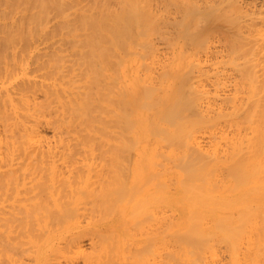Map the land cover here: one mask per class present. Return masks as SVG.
I'll use <instances>...</instances> for the list:
<instances>
[{
  "label": "bare ground",
  "instance_id": "6f19581e",
  "mask_svg": "<svg viewBox=\"0 0 264 264\" xmlns=\"http://www.w3.org/2000/svg\"><path fill=\"white\" fill-rule=\"evenodd\" d=\"M37 1L26 0V6L30 8L36 3L39 4L38 2L40 1L43 12L41 15L42 20L50 7L57 9V11L54 10L52 12L54 15H56L55 12L58 13L56 15L57 18L59 16V19H61L64 16L63 18L67 20L68 17L66 16V18L64 13V0ZM93 1L96 4L95 10L98 12L95 11L91 14L84 11L82 7H78L81 6L80 1L77 3L78 9L80 8L84 12H80L81 15L77 14L79 19L74 13L75 19L72 21L75 25H73L74 32L78 34V31L79 33L83 31L87 37L85 40L76 39L72 32L69 35L72 34L76 39L72 40L74 38L67 35L71 41H74V45L76 43L77 46L78 42L79 46H81L80 42H82V46L85 48L81 49L82 46H75L78 54L76 53L77 56H75L77 58L75 57L73 61L62 64H50L49 62L51 61H42L38 56L27 59L24 56V51L15 47L10 51L12 54L8 51L3 54L4 48L0 46V131L3 130L2 134H4L3 137H0V231H4L2 232L4 235L0 234V236L2 235V239H4L7 238L6 234H10L9 239L6 240L7 243L4 240L6 244H3V252L6 255L8 254L9 256L7 255V257L12 261L13 253L15 254L19 248L26 249L22 247L25 246V243H22L26 240L22 242L20 239L18 240L21 234H18V238L17 235L14 236L16 237L14 240L12 239L14 238L12 233L15 232L16 235L18 230L16 227L19 226L21 229L29 231L31 224L34 225L33 227L39 225L38 222H36L37 224L32 222L40 220L41 217L45 218V215L48 218V212L52 217L51 219L49 216L48 220L50 223L51 220L52 223L57 220L59 214L54 215L56 211L52 209L53 207H50V210L55 211L54 213L50 210L44 211L49 209L51 198L56 203L58 202L56 200L58 194L56 197L54 192H46V195L45 191L47 189L58 188L61 184L64 198L65 193L68 198L72 194L81 197L76 193L81 191L79 186L82 183L78 185V179H86L88 177L85 182L86 186H89V184H93V186L88 187L84 192H86L85 198L87 200L90 199V201L88 202L83 197L86 201H81L74 197L80 200V203L83 201L85 203L88 202L85 208L89 209V203L92 206L95 203V207L97 205L107 207V210L104 207L103 210L106 214L107 212L109 214L111 205L125 204L127 198L133 197V206L130 207L133 211L128 209L125 219L131 224L128 228L132 229L134 226L136 234L125 235L123 239V242H130L131 246L127 247V244L122 245L121 243L115 247L112 246L111 244L114 242L109 243V241H112V236L115 235L113 227H108L113 229L111 232L103 233L104 227H107V222L110 220L108 214L105 216L106 214L103 211L102 216H100L102 213H99V215H97L98 213L94 214L97 216L91 215V217L89 214L87 216V213L94 212L95 207L90 206L92 210L90 211V208L89 212L88 210L86 212V210L83 211L84 209H82L85 203L83 202L82 205L78 204L79 201H76L79 206L82 205V207L78 208L77 214L75 212L77 211V206L74 208L73 204L70 203L71 200V202H74L73 197H70L69 200L66 199L69 204L66 201L62 202L64 198L60 197V187V190L58 189L60 192L57 189L56 191L62 199L61 202L65 203L62 205L65 206L67 204L70 206L71 204L73 206L72 209L71 207H68L69 209L65 208L69 212L70 210H76L74 211L75 213L72 211V213L68 211L66 213V210L62 207L55 208L57 211L59 210L58 212L64 209L63 212L67 215L75 214L79 218V210L82 209L81 212L83 211L84 214L83 212L81 214L85 218L91 217L90 221L98 216L99 219H95L96 221L100 220V218L102 219L103 216L104 218L109 217L105 218L106 220L108 219L107 222L105 220L106 223L103 222L106 225H102V222L95 225V221L92 222L94 224H89L92 226L89 231H94V234L96 232L99 234L98 236H101L99 238H101L102 243H97L101 247L96 255L94 253L91 256L89 252L86 253L83 249L84 244L81 245L80 241L84 234L77 235L78 237L74 236L71 239L66 238V244L69 243L70 247L75 245L73 248H68L69 246L63 243L61 244L62 246H59L57 241H59L58 238L60 236L56 237L57 234H55V237L51 235V228L55 224L52 226V223H49L50 226L46 225H48L47 228L51 227L50 230H48L49 228L47 229L50 233L44 243H38V240L33 235L30 236L29 240L27 239L30 242L29 246L35 243L38 247L37 257L35 258L37 259V264H62V261L55 262L54 259H59L61 254L65 256L61 250L63 246L66 250L72 249L73 251L74 248L75 250L78 248L79 250H77L80 251V255L77 254L78 252L76 253L77 256L71 257L72 255H69L72 259L66 256L63 257L70 259L68 261L71 264H77V257L83 254L84 257L82 256L81 259L82 261L85 260L87 264H155L157 261L159 264H173L174 262L178 264H223L222 257L225 252L229 253V264H264V79H260L264 78V75L262 77L259 69H264V60L259 58L258 53L249 51L248 57L254 56L253 58L250 57L251 59L248 58L250 59L248 62L252 63L243 67L245 65L243 62L237 74L235 73L237 77L242 78L244 83L247 80L248 83L250 81V90L245 86L247 83L244 86L248 91H251L252 87L254 95L251 96L249 92L248 96L250 97H248L247 91L244 94L248 99H242L244 94L242 93L241 95L239 86L242 87L244 83L241 80L239 81L241 82L240 85L233 78L232 86L235 87L236 85V88L238 86V90H236L237 92L240 90L238 96L241 95V98L237 96L240 98L237 99L236 95L233 96L237 92H232L235 88L231 89L233 97L229 94V97H231L229 99L227 94L226 99H228V102L231 100L233 102L231 104L228 103L229 105L226 102V107L222 104V108H219L220 110L216 112L214 119H206V115L201 113L200 110L199 112L196 111V105H198V102L200 103L201 96L196 93L197 90L195 88L196 91H194L193 87L191 90L195 93L190 91L192 85L187 86L188 83L189 85L191 83L188 82L190 80L189 76L187 78L181 76L180 78L182 79L171 77L174 82L169 81V84L167 83L165 88L170 90L166 93L161 94L156 87H153L150 92L149 86L142 83L136 71L128 74L131 70L126 63L122 62L117 66L111 63L113 58L108 59L112 54L109 46L115 42H124L119 44H125L126 46L128 39L130 44V39L136 40L141 35H146L147 37L148 35H154V37H149L150 39L152 38L151 40L142 36L145 39L147 38L146 41L142 39V41H145V46H148V42L149 45L151 44L150 46L154 45L156 40L166 36L170 27L175 26V22H178L176 19L179 16L182 17L180 18L183 24L180 22L181 19L179 22L180 25L182 24L180 28L183 27V35L193 48L199 51L206 49L213 38L216 40L222 38L226 43L230 35H227L226 31H220L221 29L216 26L219 28L221 26L215 22L213 24L218 30L214 31V29H211L214 26H209L213 20L211 18L217 19V23L221 20L225 21V26L229 24L230 22L227 23L229 17L238 8L235 0ZM50 12L51 10L48 12L49 14H46V17H50L52 14ZM216 12L219 15L214 14ZM29 17L32 16L30 15ZM46 17L44 18L47 19L48 17ZM207 17L211 21H208ZM63 18L62 21L64 20ZM219 19L221 20L218 21ZM238 19L236 20L238 24L234 20L230 19V21H233L235 31L241 32V29H244L246 25L243 27L241 20L238 22ZM66 20L63 21L64 23L59 22L65 25ZM204 20L208 21V24L205 25L206 27L200 28V24ZM30 21L28 22L32 25L34 21ZM223 22L221 21V23ZM69 25L72 26V23ZM164 25L167 27L165 30L163 28ZM176 25L179 24L177 23ZM59 26L61 27V25ZM65 26H68V24ZM78 26L82 27V29L80 28L82 31H80ZM225 26L223 27L222 24L223 28L227 27ZM30 28L33 29L32 26ZM66 28L64 29L66 30ZM64 29L62 31H65ZM69 30L71 32V29ZM88 30H91L92 34ZM230 30L228 31L229 33ZM257 31L264 40V28H258ZM31 32L29 31V34ZM234 34H237V32ZM235 36L238 38L241 34L239 36L234 35L232 39L230 38V41H233V43L237 42V44L226 43L227 46L231 44L228 47L231 52L227 55L230 57L233 52H240V50L234 48L238 46V49H243L245 47L244 37L241 36V39L238 38L239 40H236ZM36 40L37 37L35 39L37 43ZM59 42L63 41L60 40ZM182 42L178 45H184V40ZM116 43L113 45H116ZM241 43L244 46H241ZM63 44L61 46L58 45L60 46L58 50L65 52V49H63L65 46L62 47ZM71 44L73 45V43ZM131 44L133 45L132 42ZM127 47L125 48L126 50L129 49ZM259 47L261 48V44ZM77 48L81 49L80 52H78ZM121 48L124 49L122 46ZM3 60L4 62H2ZM200 72L202 74L206 73L203 69ZM30 73H34V77H31ZM236 76L235 78H237ZM231 78L225 81L229 82L232 80ZM175 80L178 81V84L176 83L177 86L174 84ZM219 80L221 82L223 79ZM116 82L119 84L117 91L114 90ZM229 83L220 84L221 86L223 85L222 88L226 87L227 89L229 86L226 85ZM257 83H260L259 86ZM220 84L217 83L216 85L220 86ZM243 87L242 89H244ZM218 90L217 93H219ZM244 92L246 91L244 90ZM216 96L218 97V95ZM223 123L227 128L230 126V129L234 127L233 125H237L238 130L240 129L239 126H244V128L241 127V130L246 129L245 123H248L253 126L250 130H255L256 132L254 131L253 136L250 134L251 138L247 137V129L245 134L242 131L229 136L230 134H225L228 132H224L227 128L223 127L224 133L221 132L224 134L223 141L228 144L225 146L226 148L229 147V149H226V154L222 156L220 143L223 142L222 138L220 137V141L217 137L218 143L213 146L214 148L210 149L211 146L209 145V148L205 149L200 140L201 138L199 139L198 131H200L199 134L202 129L205 130L202 134H208L206 129L218 131L217 127L222 128L220 124ZM45 128L55 129L54 131L57 134L55 143L51 141V143L49 141L44 143L42 129ZM238 130L235 132L240 131ZM214 131L212 132L213 134ZM212 133L210 134L212 135ZM255 133L256 137L254 136ZM147 136H153L157 144L150 146L148 141V152L145 155L139 147L135 150V146L141 143L138 141H142ZM46 140H49V138ZM208 141L210 142L209 138ZM214 143L212 141V144ZM80 144H82L81 148L78 147ZM162 144H167V150L164 149L165 147ZM160 145L164 151H160ZM133 154L136 156H133ZM137 156L141 161L144 159L149 161L151 168H147L148 163L141 162ZM79 157L83 161H78ZM91 159L101 161L99 164L96 162L98 165L95 162L94 164L93 161L92 163H85V161L87 162ZM60 161L62 162V167L63 164L67 167L66 170L64 169L65 171L61 168L62 177L60 173V176L58 175V163ZM169 161L176 163L174 166L177 168H175L176 170L168 164ZM141 166L142 173L149 176H143L139 182L138 173ZM166 166L171 171L165 170ZM206 170L209 172H206ZM124 173L128 174L129 178H124ZM90 174L97 176V179L99 177L100 181L94 179V176H89ZM89 177L93 178L94 181H98L100 187H96L99 183L93 182ZM54 178L60 179L58 180L59 182L57 181L59 185ZM168 179L173 180L170 183L173 193L170 188L166 189L163 185L164 180ZM73 183L74 185L77 184L79 190H75L77 186L75 188ZM55 184H57L56 187H54ZM63 185L65 186L63 187ZM66 185H69V187L73 186L72 188H74L73 191L75 190V192L72 193L71 191V194L70 189L68 191V186L66 187ZM86 186L84 187L86 188ZM152 186L156 193H151L150 196L161 195L158 197L164 204L170 201L168 195H173L171 202L176 206L178 212L177 220H174L168 214L166 205L158 202L157 197L149 198V200L140 197V192L143 188ZM93 187V190L89 189ZM133 191H135L134 194ZM68 192L71 194L70 196ZM82 192L81 194L84 193ZM87 194L90 198H88ZM92 196L95 200H93ZM51 206L53 205L51 204ZM100 210L102 211V209ZM41 212L46 213L42 214ZM145 214L148 216L147 219L151 220L145 219ZM83 216L82 218H84ZM133 216L135 219H133ZM78 218L74 221L80 219ZM41 220L43 221L44 219ZM86 220L88 221V219ZM145 220L149 221V223H145ZM59 221L61 222L60 219ZM65 223L68 222H63V224ZM57 224L56 226H61L60 223ZM40 225L38 228L36 227L39 230ZM80 225L82 224L80 223ZM100 225L104 227L102 228ZM41 226L43 227L44 225ZM66 226L68 224L63 225V230L65 231L67 229ZM76 226H79V223L78 225L76 223ZM116 227L118 228V226ZM36 228L34 229L36 230ZM128 228L124 230H128ZM148 228L151 229L147 230ZM41 229L43 231V228ZM59 229L53 228L52 231L55 232ZM84 229L79 231H84ZM110 229L108 230L110 231ZM46 233L41 234L44 240L46 237L44 234ZM169 234L170 239L168 237ZM65 235H61L60 239H64ZM95 236L97 235L95 234ZM2 239L0 237V240ZM40 240L42 241L41 238ZM170 241L173 242L175 247L170 244ZM116 242H122V239L118 238ZM26 243L28 244V242ZM33 247L32 249H34ZM59 247L61 248L59 249ZM223 247L226 248V251L223 250ZM82 249L83 252H81ZM60 250L62 252L58 254ZM52 251L54 253L50 254ZM56 253L58 256L52 257ZM19 255H22V253ZM66 255L68 256V254ZM18 257H24V255ZM21 261L25 262L23 259ZM23 262L21 264H27V262ZM0 264H3V262H0ZM65 264H68V262Z\"/></svg>",
  "mask_w": 264,
  "mask_h": 264
},
{
  "label": "rangeland",
  "instance_id": "374dc122",
  "mask_svg": "<svg viewBox=\"0 0 264 264\" xmlns=\"http://www.w3.org/2000/svg\"><path fill=\"white\" fill-rule=\"evenodd\" d=\"M36 1V0H35ZM39 1V0H38ZM37 1V2H38ZM78 1H80L81 2V6H78V7H82V9H84V11H86L87 13L89 12L90 14L91 13H93V12H95V11H97V10H95L96 9V4H95V1H93V0H64V2H65V6H64V13H65V17L67 18V20L65 19V18H63L64 16H62V18L64 19V20H66V22H65V25H67L68 24V26H65V25H63V24H61L59 21H61V22H63L62 21V18L61 19H59L60 17L58 16V18H57V16L56 15H58V13L57 12H55L56 13V15H54V13H52V12H54V10L55 11H57V9H54V8H52V7H50V9H49V11L51 10V12H50V17L49 16H47L46 17V14H49L48 12L45 14V16L44 17H46L47 19H45L44 17H43V20L41 19V15H42V8H41V2L39 1L38 3L39 4H37L36 2V5H34V6H32V7H28V6H26L27 4H26V0H0V46L1 47H3L4 48V51H3V54H5L7 51L9 52V53H11L10 51L12 50V48L13 47H15V48H17V49H19V50H21V51H24V56L27 58V59H32V58H35L36 56H38V57H40L41 59H42V61L44 60V61H51V62H49L50 64H55V63H57V64H62V63H68V62H70V61H73V59H75V57L77 56L76 55V47L78 46V47H81L82 46V42H80V44H81V46H79V44H78V42L77 41H75V42H77V46H76V43H75V45H74V41H71L70 40V37L69 36H71V37H73L74 38V36H72V34H74L75 36H76V39L77 38H80L81 40H85L86 39V37H87V35H86V33H84L81 29H82V27H79L78 26V28L80 29V31H82V32H80L79 33V31L77 32L78 34H76V32H74V27H73V25H74V22H72L74 19H75V14H76V16H78V15H81L80 14V12H84L82 9H78V7H77V3H78ZM93 1V2H92ZM201 2V1H200ZM235 2H236V5L238 6V8H237V10H234V12H233V14L231 15V17H229V21L227 22V23H231V25H230V23L229 24H227L226 26L224 25V23H226L225 21L223 22V20H221V19H219L218 21H222L223 23H221V21L219 22V23H217V19H215V18H211V20H212V22H210V26L209 27H213L215 24H213L214 22L217 24V25H219V26H221V28H219L218 26H216L218 29H221L220 31H226L228 34L227 35H230V36H228V38L227 39H229L227 42L228 43H230V42H232L231 44H234V43H236L237 44V42H234L233 43V41H230L231 39H232V37H234V35H237V36H239L240 34H241V36L242 37H244L243 39H244V42H245V47L243 48V49H238L237 47L236 48H234V49H237V50H240V52L239 51H237V52H233L232 53V55H231V57L230 56H227V55H229V52H231L230 50H229V46H231V44L229 45L228 44V46H227V42L225 43L224 41L225 40H223L222 38H220V39H218V40H216V39H212L210 42H209V44H208V47L206 48V49H203V50H201V51H199V50H197V49H195V48H193L192 47V45H189V41L188 40H186L185 39V36L183 35V27H181L180 28V26L183 24V22H182V17L181 16H179V18L178 19H176V20H178V22L176 21V20H174V21H176L175 23L177 24H179V25H176L175 24V26H172V27H170L169 28V32L166 34V36L165 37H162V39H158V40H156V42H155V44L154 45H152V46H150L149 45V42L147 43L148 44V46H145V41L147 40V38H148V40L150 39L149 37H154V35L152 36V35H148V37L145 35V36H143V35H141V37L143 36V37H147L146 39L145 38H141V37H139V38H137L136 40L135 39H130V44H131V42L133 43V45L131 44H129L128 43V40L125 42L126 43V46H125V44H119V43H124V42H115L116 43V45H113V44H115V43H112V44H110V50H111V53L113 54H111L109 57H108V59L109 58H113L112 59V64H115V65H117L118 66V64H120V63H122V62H124V63H126V65L127 66H129V69L131 70V71H129L128 72V74H130V73H133L134 71H136L137 72V74H138V77H139V79L142 81V83H145L146 85H148L149 86V88H150V92L152 91V88L153 87H156L159 91H160V93L161 94H163V93H166L168 90H170V89H167V88H165L166 86H167V83L169 84V81H173L174 82V79L175 78H180L181 76L183 77V76H185V77H183V78H187L188 76L190 77V80L188 81V82H191L190 83V85H189V83L187 84V86H191L190 87V91H192V92H194V91H196L197 90V92L196 93H198L200 96H201V98H200V103L198 102V105H196L197 107H196V111L197 112H199V110L201 111V113H203L204 115H206L205 117H207L206 119H214V117H215V114H216V112L217 111H219L221 108H222V106L224 105H226L225 103L227 102V105H229V104H231L232 102H233V100H229L230 102H228V99H226V95L228 94V98L230 99L231 97H233V96H235L236 95V97L239 95V91L237 92V88H238V86H237V88H236V85H235V87L234 86H232V82H234V79L236 80V83H237V81H238V84H240L241 82H239V81H241L242 80V78L240 79L239 77H237L236 76V74H237V72H238V69H240L241 68V66H242V64H243V62H244V64L245 65H243V67L244 66H246V64L248 65V64H251L252 62H248L251 58L250 57H254V56H249L248 57V53H249V51L250 52H255V53H258V56H259V58H261L262 60H264V40L262 39V37L260 36V34H259V32L257 31V29L258 28H264V0H235ZM72 7V8H71ZM53 10V11H52ZM81 10V11H80ZM79 12V13H78ZM98 12V11H97ZM222 12V11H221ZM221 12H219V13H221ZM75 13V14H74ZM88 13V14H89ZM32 16V17H29L30 15ZM36 14V15H35ZM78 14V15H77ZM213 14V13H212ZM214 14H217V15H219L218 14V12H216V13H214ZM64 15V14H63ZM181 17V18H180ZM240 17V19H238ZM29 18H30V20H29ZM35 20H34V19ZM77 18V17H76ZM71 21L70 23H69V20ZM78 19H79V16H78ZM77 19V20H78ZM181 19V21L180 22H182V24L180 25V22H179V20ZM207 19H208V17H207ZM207 19H205V20H207ZM215 19V20H214ZM230 19L231 20H234V21H236L237 19H238V22H239V20H241V25L244 27V25H246V27L243 29H241V32H239V31H235V27L233 26V21H230ZM203 21L201 24H200V28H204V27H206L205 25H207L208 24V21H211L210 19H208V21ZM28 21H30V22H32V21H34L33 23H32V25H31V23H29ZM64 23V22H63ZM72 23V26L71 25H69V24H71ZM236 23H237V21H236ZM213 24V25H212ZM222 24H223V27L225 26L226 28H228V29H226V28H223L222 27ZM238 24V23H237ZM59 25H61V27L59 26ZM62 25H63V27H62ZM229 25H230V27H229ZM32 26V28L33 29H31L30 27ZM75 26V25H74ZM77 26V25H76ZM240 26V25H239ZM68 28V30L69 29H71V32H70V30H69V32H68V30H67V28ZM208 27V26H207ZM215 26L213 27V28H211V29H214V31L217 29ZM64 28H66V30L64 29ZM73 28V29H72ZM163 28H164V30L165 29H167V27L164 25L163 26ZM31 29V30H30ZM65 30V31H62V30ZM217 29V30H218ZM224 29V30H223ZM226 29V30H225ZM231 29V30H230ZM84 30V29H83ZM86 30V29H85ZM230 30V33H232V32H234V33H236L237 32V34H230L228 31ZM29 31L31 32L30 34H29ZM68 33H67V32ZM87 31V30H86ZM85 31V32H86ZM89 31V30H88ZM66 32V33H65ZM73 32V33H72ZM90 32V34H92L91 33V30L89 31ZM182 34H181V33ZM69 33H72L71 35H69ZM238 33H240V34H238ZM65 34V35H64ZM89 34V35H90ZM34 35V36H33ZM35 35H36V37H37V43L35 42V39H36V37H35ZM67 35H69V36H67ZM224 36H226L225 34H223ZM232 35V36H231ZM41 36V37H40ZM216 36H218V35H216ZM240 36V37H241ZM33 37V38H32ZM39 37V38H38ZM64 37V38H63ZM218 37H220V36H218ZM240 37H238V38H240ZM241 37V38H242ZM35 38V39H34ZM231 38V39H230ZM235 38H236V36H235ZM238 38H236V40H239ZM240 38V39H241ZM258 38V39H257ZM75 38L74 39H72V40H76ZM140 39V40H139ZM142 39H145V41L143 40L142 41ZM152 39V38H151ZM150 39V40H151ZM243 39H242V41H243ZM63 41V42H59V41ZM81 40H79V41H81ZM184 40V45H178L179 43H183L182 41ZM233 40H234V38H233ZM235 40V41H236ZM134 41H136V43H134ZM141 41V43H144V44H141V43H139ZM180 41V42H179ZM185 42H186V45H185ZM239 42V41H238ZM243 42V43H244ZM12 43V44H11ZM56 43V44H55ZM62 43H64V44H66V45H64L63 44V46L62 47H64L65 46V48H63V49H65V52L64 51H61V50H58L59 48L58 47H60L61 46V44ZM71 43H73V45L71 44ZM243 43H241V46H244L243 45ZM15 46H14V45ZM146 44V45H147ZM240 44V43H239ZM238 44V45H239ZM261 44V48L259 47V45ZM13 45V46H12ZM58 45H60V46H58ZM127 45H129L128 47H129V49H125L126 47H127ZM235 45V44H234ZM76 46V47H75ZM121 46L122 47H124V49H122L121 48ZM61 47V48H62ZM83 47V48H82ZM81 47V49H85L84 48V46H82ZM127 47V48H128ZM60 48V49H61ZM62 49V50H63ZM78 50V52H80V50L81 49H79V48H77ZM59 51V52H58ZM62 53H61V52ZM75 51V52H74ZM75 53V54H74ZM12 54V53H11ZM78 54V53H77ZM76 55V56H75ZM7 58H9V57H7ZM77 58V57H76ZM248 58H250V59H248ZM255 59H256V57H255ZM2 62H4V60L2 61ZM183 62V63H182ZM34 67V66H33ZM32 67V68H33ZM205 70L206 71V73L204 74H202L201 72H200V70ZM261 71H260V74L262 75V77H263V73H264V69H262V68H259ZM152 70V71H151ZM262 71H263V73H262ZM236 73V74H235ZM175 74V75H174ZM30 76L31 77H34V73H30ZM231 76H232V78H231ZM235 76L237 77V78H235ZM171 77H175L173 80L171 79ZM218 77H220V78H218ZM261 77V76H260ZM218 78V79H217ZM229 78H231L232 80L231 81H229L230 83H231V85H230V83L228 82V81H225V80H230ZM234 78V79H233ZM125 79H128V78H125ZM180 79H182V78H180ZM219 79H223V80H221V82H220V80ZM260 79H264V78H260ZM176 80H179V79H176ZM175 80V85L177 86V84H178V81H176ZM218 80V81H217ZM244 80H247V79H244ZM128 81V80H127ZM225 83V82H227V83H229L228 85H226V86H231L230 88H229V90H227L226 89V87H223L222 88V86H221V84L220 83H222V84H224L223 82ZM243 81V80H242ZM248 81V80H247ZM245 82L244 83V81H243V85H242V87L245 85L247 88H248V90H250L249 89V84H250V81H249V83L248 82ZM177 83V84H176ZM218 83V84H220V86L219 85H216V84ZM235 83V84H236ZM258 84V83H257ZM260 84V83H259ZM259 84H258V86H259ZM118 83L116 82L115 83V87H114V90L115 91H117L119 88H118ZM241 85V84H240ZM217 86V87H216ZM225 86V85H224ZM243 87L244 89H242V87L241 86H239L240 88L239 89H241V91H240V93H241V95H242V93L244 94V93H247V91L248 90H246L245 88L246 87ZM193 87V89H194V91L193 90H191V88ZM220 87V88H219ZM218 88H219V90H218ZM225 88V89H224ZM233 88H235L234 89V91H232V92H237V93H235L233 96L231 95L232 94V92L230 91L231 89L233 90ZM189 89V88H188ZM237 89V90H236ZM217 90H218V92L219 93H217ZM242 90H243V92H242ZM244 90L246 91V92H244ZM131 91V90H130ZM226 91H228V92H231V93H228V92H226ZM249 92H250V95L252 96V95H254L253 94V90H252V87H251V91H248V93H247V96H248V94H249ZM195 93V92H194ZM229 94L231 95V97H229ZM216 95H218V97L216 96ZM221 95V96H220ZM240 95V96H241ZM256 95V94H255ZM153 96V95H152ZM240 96H238V97H240ZM244 96V97H243ZM247 96H245V94L244 95H242V99H244V98H246V100L248 99L247 98ZM237 97V99H240V98H238ZM248 97H250V96H248ZM224 98H225V100H224ZM229 103V104H228ZM223 104V105H222ZM226 105V106H227ZM225 106V107H226ZM220 108V109H219ZM196 115H198V114H196ZM208 121H210V120H208ZM242 124V123H241ZM246 125H245V128L247 129V131L249 132V135H248V132L247 131H245L246 129H243V130H241V127H243L244 128V126H239L240 127V131L238 130V128L236 127L237 125H233L234 127H231V129H230V126L227 128V126L225 127V125H224V123L223 124H220L221 125V127L222 128H220L219 126L217 127V129H218V131L216 130V131H214V129L212 130V131H210L209 129H206V133H208V134H205V133H203L204 134V136H203V134H202V132H204L205 130L204 129H202V131H201V133L199 134V132L200 131H198V135H199V139L201 140V142H202V144L204 145V148L205 149H208L209 148V145L211 146L210 147V149L211 148H214L213 146H215V144L216 143H218L217 141V137H218V139L220 140L221 138V140L223 141L224 140V134H222V133H224V132H228V133H225V134H230L229 136H231V134H238V133H240V132H242L243 131V133L245 134L246 132H247V137H249V138H251L252 136H253V134H254V131H251L250 129H252L251 127H253L252 125H249L248 123H245ZM224 125V126H223ZM239 125V124H238ZM227 128V129H225L226 131H224L223 132V130H224V128ZM214 128H216V127H214ZM236 129V130H235ZM55 129L53 128H45V129H42V133L45 135H43V141H44V143L46 142V143H48L47 141H51L52 143H55V138L57 139V134H56V131H54ZM208 130V131H207ZM239 131V132H235V131ZM209 131H210V133H212L213 131H214V134L212 133V135H214L215 136V139H214V136H212L210 133H209ZM230 131V132H229ZM250 131H251V133H250ZM1 133V135H0V137H3L4 136V134H2L3 133V130H1L0 131ZM219 132V134H221V135H223V136H220L219 134V136L217 135V133ZM222 132V133H221ZM256 132V131H255ZM55 134H56V136H55ZM250 134H252V136L250 137ZM212 137V138H210V137ZM255 137H256V133H255V135H254ZM221 137V138H220ZM47 138H49V140H46ZM208 138L210 139V142H211V144H210V142L208 141ZM254 138V137H253ZM252 138V139H253ZM45 139V140H44ZM146 139V140H145ZM255 139V138H254ZM220 140V141H221ZM148 141H149V144H150V146H153V145H155V143H156V140H155V138L153 137V136H147V137H145V138H143V140L142 141H138V142H141V143H139L138 145H136L135 146V150L137 149V147H139L140 149H142V151L145 153V155L147 154V152H148ZM212 141H213V143L214 144H212ZM50 142V143H51ZM153 143L152 145H151V143ZM224 142V141H223ZM223 142H220L221 143V146H222V151H221V154H223L222 156H224L225 154H226V149L228 150L229 149V147L228 148H226V146L225 145H228V144H225V142H224V144H223ZM207 143H209V144H207ZM157 144V143H156ZM223 144V145H222ZM163 145V147H165L164 149H166L167 148V144H162ZM165 145V146H164ZM84 146V145H83ZM225 148H224V147ZM79 148H81L82 147V144H80L79 146H78ZM160 151H164V149H162L163 147L160 145ZM245 147L247 148V146H246V144H245ZM167 150V149H166ZM224 150V151H223ZM225 152V153H224ZM133 156H136V155H134L133 154ZM137 158L140 160V158L137 156ZM82 158L81 157H79V159H78V161L79 160H81ZM98 159V158H97ZM132 159H134V158H132ZM81 161H83V160H81ZM89 161V162H88ZM87 162L85 161V163H92V161H93V163L95 162H97L98 164H99V162L101 161V160H98V161H94V160H88ZM141 161V160H140ZM153 161V160H152ZM141 162H144V163H148V167L147 168H151V163L149 162V161H147L146 159H144L143 161H141ZM169 162H172V163H169ZM168 162V164L173 168V169H175L176 167H174L175 165H176V163L174 164V161H169ZM82 163V162H81ZM84 163V162H83ZM82 163V164H83ZM84 163V164H85ZM94 163V164H95ZM96 163V165H98ZM127 164H129L128 162H127ZM174 164V165H173ZM58 165H59V170H58V175H59V173H60V170H66V165L64 166V164H63V167H62V162L60 161L59 163H58ZM91 165H93V164H91ZM83 167H84V165H82ZM94 166V165H93ZM96 167V166H95ZM62 168V169H61ZM142 169V166H141V168H140V170H139V173H138V178H139V182L141 181V179H142V177L143 176H149L148 174L147 175H144V173H142L143 172V170H141ZM177 169V168H176ZM175 169V170H176ZM64 170V171H65ZM95 170V169H94ZM165 170H167V171H171L169 168H168V166H166V168H165ZM63 171V172H64ZM96 171V170H95ZM179 171H181L180 169H179ZM206 172H209L208 170H206ZM92 173H93V171H92ZM62 174V171H61V173H60V175ZM94 174V173H93ZM93 174H90L89 176H94ZM97 175H98V173H96ZM125 174V176H124V178H129V175L128 174H126V173H124ZM59 175V176H60ZM86 175H87V173H86ZM57 176V175H56ZM99 176V175H98ZM61 177H62V175H61ZM86 177V176H85ZM57 178V177H56ZM56 178H54L55 180H56V183H57V181L58 180H60V179H62V178H60V177H58V178H60V179H56ZM87 178L88 177H86V179L85 178H82V179H84V180H82V179H78V185H80L81 183V186H79V188L81 189V191L79 192H76L77 193V195L78 196H81V197H77L75 194L73 195L72 193L73 192H75V190H79V188H78V186H77V184L76 185H74V183H75V181H74V183H73V186H75V188H76V186H77V188L73 191V189L74 188H72L71 186L69 187V185H66V187H67V189H68V191H69V189H70V193H71V191H72V196H70L71 194L68 192V195L72 198H74V197H76V198H78V199H80L81 201L82 200H84V201H86L87 199L85 198L86 196V192H84V191H86V189H88V187H91V186H93V184H89V186H86V184H85V182H86V180H87ZM90 179H91V177H89ZM94 179H96V180H99L100 178L98 177V179H97V176H94L93 177ZM91 179V180H93V182H98V181H94V179ZM89 179V180H90ZM54 180V181H55ZM75 180H77V179H75ZM83 181H84V184H83ZM100 181V180H99ZM171 181H173V180H170V179H168V180H164V182H163V185H164V187L166 188V189H168V188H170L171 189V191H172V193H173V190H172V188L170 187V183H171ZM59 182V181H58ZM92 182V183H93ZM53 183H55V182H53ZM77 183V182H76ZM88 183V182H87ZM89 183H91V182H89ZM99 183V182H98ZM58 184V183H57ZM57 184H55L54 185V187H56V185ZM59 185V184H58ZM94 185H95V183H94ZM62 185L60 184V187H61ZM65 185H63V187H64ZM84 186H86V188L84 187ZM100 187V183L96 186V187ZM60 187H58V188H51L52 190H49V189H47L46 191H45V194L47 195V193L46 192H54V195L57 197V194H58V197L56 198V200H58V202L56 203L55 201H54V199L53 198H51V202H50V205H49V209H45L44 207L46 206H44L43 208L45 209L44 211H48V210H50V207L53 209V210H55V211H53L52 209L50 210L52 213H54L55 212V214L54 215H57V213L59 214L58 215V218L61 220V222L59 221V219L57 218V220L56 221H58L60 224H61V226L59 225V226H56V224L58 223H56V221L55 222H53L52 223V220H51V223H50V221L48 220L49 219V216L51 217V214L48 212L47 213V215H48V218H47V216L45 215V218L43 217H41V219H44L43 221L40 219V220H35V221H33L32 223H36V222H38V224L40 225H44L43 227L40 225V230L39 229H37L38 228V226L39 225H36L35 227H33L34 225L33 224H31V228H30V230L28 231V230H26V229H21L19 226L18 227H16V229L18 228V230L16 231V235H15V232L14 233H12L13 234V237L14 236H17L18 234L20 235V237L21 236H23L22 238H20L19 237V235L17 236V238H18V240L20 239V241L22 242V241H25V242H23L22 244H24L25 246H22V247H24V248H26V249H20L21 250V252H19L20 250L18 249V251L14 254L13 253V255H12V261L10 260V258H8L7 257V255L3 252V249H4V246H3V244H6L7 243V239H9L8 237L10 236V234H6L7 236V238H4V239H2V235L0 236L1 237V239L2 240H0V243L2 244V246H1V244H0V262H3V264H21V262H23V261H21L20 262V260H24L25 262H27V264L29 263V264H37V259H35L36 257H37V253H38V247L36 246V244L35 243H32V244H30V246H31V248H30V246H29V239H30V236L31 235H33V236H35L36 238L35 239H37L38 240V243L39 242H41V243H44L45 241H46V239H47V237H48V235H49V233H50V231H48V230H50V228L51 227H48L47 228V226L49 225V223L53 226V224H55L54 225V227L53 228H58L59 229V227H61L59 230H57V231H52L53 230V228H51V235L52 236H54L55 237V234H57L56 235V237H59L60 236V238H61V235H65L64 236V239H60V238H58V240L59 241H57V244H59V246H62L61 244L63 243V244H66V242L67 241H65L66 240V238L67 239H71V238H73L74 236L75 237H78L77 235H81V234H84L82 237L83 238H81L80 239V241H81V245H83V249L85 250V252L87 253V252H89L90 254H91V256H92V254H94L95 253V255L96 254H98V251L100 250V247L101 246H99L97 243L99 242H101V238H99V237H101V236H98L99 234L98 233H96L95 232V234L98 236H95V234H94V231L92 232V231H89L90 230V228L92 227V226H90L89 224L90 223H92V222H94V223H96L95 225H98V224H100L101 222V224L102 225H106L105 223L108 221V219L106 220L105 218H109L110 220H111V222H110V220H109V222L111 223H109V222H107V227L105 226H102V225H100L102 228L104 227V232L103 233H109V232H111V230H113L114 229V232H115V235L114 236H112L113 237V239H112V241H109V243H111V242H114L113 244H111L112 246H116L117 244H122V245H125V244H127L126 246L127 247H129V246H131L130 245V242H123L124 240V236L125 235H131V233L132 234H136L134 231H136V229H134V226H133V228L132 229H130V228H128V227H130L131 226V224H130V222H128L127 221V219H125L126 218V216H127V211H128V209L130 210V211H133L130 207H132L133 206V200H132V196H131V198L129 199V198H127L126 199V203L124 204V203H119L118 205H111L110 206V209L111 210H109V214H108V212H107V214H108V216L109 217H105L104 218V216H103V218L101 219L100 218V220H95V219H99V216L98 217H94V219L92 220L91 219V221L89 220L94 214H97V215H99V213L101 214L100 216H102L103 215V209L105 208V210H107L108 208L107 207H105V206H99V205H97L96 207L94 206V204L95 203H93V206H92V204H90L89 203V205H88V207H89V209H90V211L92 210V207L94 208V212L93 213H85L87 216H91V217H89V218H85L84 216H83V214H84V212L83 211H85L86 210V212H87V210H88V212H89V209L88 208H85L87 205L86 204H88V202L90 201V199H88L87 201V203H85L84 201V203H85V206L82 204L83 202H81L80 203V200H78V199H76V198H74V202H71L70 201V203H72L73 204V206H74V208H75V206H77V211H75L76 209H74L73 211L72 210H70V212L72 211L73 213H77L78 212V208H80V206L82 207V205H83V207L84 208H82V209H84L82 212H83V214H81L82 212H81V210L82 209H80L79 211H80V216L82 215L85 219H88V221H90V222H88L87 220V222L85 221V219L84 218H82V216L80 217L79 216V218L77 217L78 215V213L76 214L77 216H75V214H73V215H71V216H69V215H67L66 213H68L69 211L68 210H66L68 207H71V209L73 208V206H71V204H70V206H68L67 204H69L68 202V200H69V198L66 196V193H65V198H64V195H62V194H64L63 192H62V187H61V192L59 191L60 190ZM66 187H65V189H66ZM72 188V189H71ZM85 190H84V189ZM55 189V190H54ZM56 189H57V191H59L60 193H61V196L59 195V193L56 191ZM59 189V190H58ZM89 189H91V190H93L94 189V187L93 188H89ZM49 190V191H48ZM82 190H83V192H82ZM63 191H64V188H63ZM147 191V192H146ZM81 192L84 194H81ZM135 193V191H133V194ZM151 193H156V191H154L153 190V186L152 187H146V188H143L142 190H141V192H140V197L141 198H145V199H148L149 200V198L150 199H152L153 197H157L158 198V202H161L162 204H164L161 200H160V198L158 197V196H161V195H152V196H150V194ZM79 194H81V195H79ZM48 195H50V194H48ZM88 195V194H87ZM62 198H64L63 200L60 198V197ZM95 196V195H94ZM143 196V197H142ZM67 197V198H66ZM85 198V199H83V198ZM93 197V196H92ZM91 197V198H92ZM88 198H90V196L88 195ZM94 198V197H93ZM92 198V199H93ZM95 198H96V196H95ZM95 198L93 199V200H95ZM168 198H169V203H167V204H164V205H166V208H167V210H168V214H170L173 218H174V220H177L178 219V212H177V209H176V206H174L173 205V203L171 202V200H173L172 198H173V195H168ZM66 199H68L67 201H66ZM61 200H62V202H65L66 201V205L65 206H63L64 204L61 202ZM93 200H92V202H93ZM78 202V204L80 203V204H82V205H78L77 204V202ZM96 202V201H95ZM98 203V202H97ZM51 204L53 205V206H51ZM56 204H57V206H56ZM63 204V205H62ZM99 204V203H98ZM131 204V205H130ZM55 205V206H54ZM128 207H127V206ZM79 206V207H78ZM90 206H92V207H90ZM60 207H62V208H66L65 210V212L66 213H64L63 211H64V209H61L60 211L62 212H58L57 211V209H55V208H60ZM104 207V208H103ZM48 208V207H47ZM69 209V208H68ZM100 209H102V211L100 210ZM43 210V209H42ZM95 210H96V212H95ZM43 211V212H44ZM68 211V212H67ZM75 211V212H74ZM43 212H41L42 214H45V213H43ZM69 212V213H70ZM71 212V213H72ZM60 213H61V215H60ZM64 213V214H63ZM104 213H105V211H104ZM41 214V215H42ZM50 214V215H49ZM89 214V215H88ZM106 214V213H105ZM107 214L105 215V216H107ZM112 214H114V216H112ZM97 215H94V216H97ZM147 214H145L144 215V217H146L145 219H147L148 218V216H146ZM44 216V215H43ZM76 217V218H78L79 220H76V221H79V222H76V221H74L76 218H73V217ZM86 216V217H87ZM64 217H65V219H64ZM117 217H118V219H117ZM45 219H46V221H45ZM51 219H52V217H51ZM82 219H84V220H82ZM133 219H135V217L133 216ZM63 220V221H62ZM105 220H106V222H105ZM120 220V221H119ZM147 220H151V219H147ZM49 221V222H48ZM68 222V223H65L66 225L68 224V226H66L67 227V229H66V227H65V229H66V231L65 230H63L64 228H63V225L65 226V224H63V222ZM119 221V222H118ZM39 222H41V223H39ZM74 222V223H73ZM97 222H99V223H97ZM103 222H105V223H103ZM113 222V223H112ZM118 222V223H117ZM152 222V221H151ZM150 222V223H151ZM34 223V224H35ZM58 223V224H59ZM76 223H77V225H78V223H79V226H76ZM80 223L83 225V227L85 228H83L82 227V225H80ZM94 223H92V224H94ZM115 223V224H114ZM126 223V224H125ZM145 223H149V221L147 222L146 220H145ZM37 224V223H36ZM46 224H48V225H46ZM57 224V225H58ZM72 224H74L73 226H72ZM91 224V225H92ZM114 224V225H113ZM73 228H71L70 226ZM89 225V226H88ZM149 225V224H148ZM148 225H147V227H148ZM50 226V225H49ZM76 226V227H75ZM81 226V227H80ZM116 226H118V228L116 227ZM37 227V228H36ZM45 227H46V229H45ZM108 227H110V228H112L113 227V229H110V228H108ZM34 228H36V230L34 229ZM41 228H43V231H42V229ZM81 228V229H80ZM84 229V231H79V230H83ZM107 228V229H106ZM117 228V230H115ZM126 228H128V230H124V229H126ZM33 229V230H32ZM48 229V230H47ZM75 229H77V230H75ZM86 229H88V230H86ZM108 229H110V231L108 230ZM134 229V230H133ZM151 228H148L147 230H150ZM5 230V229H4ZM36 232H35V231ZM45 230V231H44ZM68 230H70V231H68ZM72 230H75V231H72ZM129 230H132V231H129ZM6 231V230H5ZM37 231H39V233H37ZM46 231H47V233H46ZM58 231H59V234H58ZM79 231V232H78ZM1 233L0 234H3L2 232H4V231H0ZM7 232V231H6ZM32 232H34V233H37V234H32ZM41 232H45L46 234H44V236H46L45 237V240H44V238H43V236L41 235V234H43V233H41ZM69 232V234H67ZM92 232V233H91ZM113 232V231H112ZM150 232V231H149ZM8 233V232H7ZM23 233V234H22ZM64 233V234H63ZM70 233H71V235H70ZM77 233H79V234H77ZM40 234V235H39ZM92 234V235H91ZM138 234V233H137ZM4 235V234H3ZM39 235V236H38ZM59 235V236H58ZM37 236H38V238H37ZM69 236H71L70 238H69ZM95 236V237H94ZM3 237H5V236H3ZM27 237V238H26ZM91 237H94V238H91ZM168 237H169V239H170V234L168 235ZM16 237H14V238H12L13 240L15 239ZM40 238L42 239V241L40 240ZM97 238V239H96ZM122 239V242H116V239ZM23 239V240H22ZM28 239V240H27ZM93 239V240H92ZM4 240L6 241V243L4 242ZM62 241H65V242H62ZM26 242H28V244L26 243ZM93 242H94V244H93ZM96 243V244H95ZM102 243V242H101ZM69 244V243H68ZM68 244H66V245H68ZM170 244L173 246V247H175L174 246V244H173V242L172 241H170ZM26 245H28V246H26ZM33 245H34V247H33ZM74 245V244H73ZM95 245V246H94ZM101 245V244H100ZM69 246V245H68ZM28 247V248H27ZM32 247L34 248V249H32ZM73 247H75V245L74 246H72V247H68V248H73ZM85 247V248H84ZM96 247H97V249H98V247H99V249L97 250L96 249ZM111 247V246H110ZM61 247H59V249H60ZM64 248V249H63ZM63 248L60 250V251H58V254H60L61 252L62 253H64L65 254V256L66 257H70L71 255V257H73L74 255H76V253L78 254V255H80V251H78L77 249V251L75 250V248L73 249V251H72V249H69V250H66L65 249V247L63 246ZM67 248V249H68ZM58 249V250H59ZM83 249L81 250V252H83ZM71 250V252H69ZM97 250V251H96ZM223 250L224 251H226V248L225 247H223ZM74 251H76V252H74ZM133 251H135L134 249H133ZM29 254H28V253ZM60 252V253H59ZM73 252H74V254H73ZM22 253V255H24V257H18V256H22V255H19V254H21ZM31 253V254H30ZM52 253H54L53 251L50 253V254H52ZM72 253V254H71ZM100 253V252H99ZM66 254H68V256L66 255ZM25 255H27V256H25ZM30 255V256H29ZM62 255V254H61ZM60 255V257H59V259L57 258V259H54L55 260V262H61L62 261V264L64 263H67L68 262V264H71L70 263V261H68V260H70V259H66V258H63V257H65L64 255H62L61 256ZM70 255V256H69ZM84 255V254H83ZM83 255H81V256H78L77 258L78 259H76V261H77V264L78 263H80V264H87L86 262H85V258L83 259L84 261H82V256ZM89 255V254H88ZM9 256V255H8ZM54 256H58L57 255V253H56V255L55 254H53V256L52 257H54ZM77 256V255H76ZM62 257V258H61ZM70 257V258H71ZM84 257V256H83ZM17 258V259H16ZM20 258V259H19ZM104 258V257H103ZM223 258V264H229V261H230V259H229V253H227V252H225L224 253V256L222 257ZM18 259H19V261H18ZM62 259V260H61ZM66 259V260H65ZM72 259V258H71ZM74 259V258H73ZM80 259V260H79ZM65 262H64V261ZM131 260H132V258H131ZM18 261V262H17ZM25 262H23V263H25ZM26 264V263H25ZM131 264V263H130ZM134 264V263H133ZM148 264H150V263H148ZM155 264H159V262L157 261ZM173 264H178V263H173Z\"/></svg>",
  "mask_w": 264,
  "mask_h": 264
}]
</instances>
